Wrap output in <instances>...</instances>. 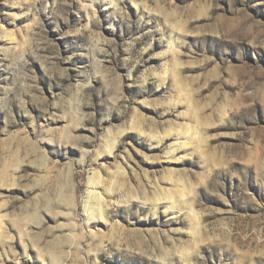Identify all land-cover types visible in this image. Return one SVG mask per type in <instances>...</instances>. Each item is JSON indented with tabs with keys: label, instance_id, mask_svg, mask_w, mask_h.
Returning a JSON list of instances; mask_svg holds the SVG:
<instances>
[{
	"label": "rangeland",
	"instance_id": "obj_1",
	"mask_svg": "<svg viewBox=\"0 0 264 264\" xmlns=\"http://www.w3.org/2000/svg\"><path fill=\"white\" fill-rule=\"evenodd\" d=\"M0 264H264V0H0Z\"/></svg>",
	"mask_w": 264,
	"mask_h": 264
},
{
	"label": "bare ground",
	"instance_id": "obj_2",
	"mask_svg": "<svg viewBox=\"0 0 264 264\" xmlns=\"http://www.w3.org/2000/svg\"><path fill=\"white\" fill-rule=\"evenodd\" d=\"M119 169V168H118ZM89 180V188H90V194L88 195V199L85 201L84 205V213L86 215L87 222L100 220L101 216L103 215L101 210V200L99 199L98 192H96V189L98 187V181L94 177H90ZM99 180V179H98ZM69 186V185H68ZM67 187V186H66ZM62 190V189H61ZM97 193V194H96ZM71 194V193H70ZM67 196V195H66ZM62 198V197H61ZM66 198V197H64ZM68 198V197H67ZM72 198V197H71ZM62 200V199H61ZM100 200V201H99ZM70 202V201H69ZM68 204V203H67ZM51 211V210H50ZM83 213V212H82ZM29 220V219H28ZM34 222V221H33ZM74 231V230H73ZM74 245V244H73ZM59 263V262H58Z\"/></svg>",
	"mask_w": 264,
	"mask_h": 264
}]
</instances>
